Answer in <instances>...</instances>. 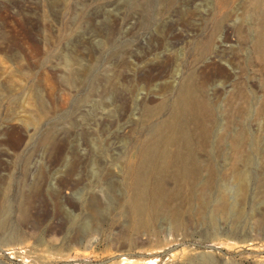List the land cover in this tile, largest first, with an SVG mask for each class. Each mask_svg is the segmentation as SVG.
I'll return each mask as SVG.
<instances>
[{
    "label": "rangeland",
    "instance_id": "obj_1",
    "mask_svg": "<svg viewBox=\"0 0 264 264\" xmlns=\"http://www.w3.org/2000/svg\"><path fill=\"white\" fill-rule=\"evenodd\" d=\"M222 1L0 0V264H264L261 27Z\"/></svg>",
    "mask_w": 264,
    "mask_h": 264
},
{
    "label": "bare ground",
    "instance_id": "obj_2",
    "mask_svg": "<svg viewBox=\"0 0 264 264\" xmlns=\"http://www.w3.org/2000/svg\"><path fill=\"white\" fill-rule=\"evenodd\" d=\"M224 2H225V0L222 1L221 4H220L222 7L225 5ZM225 3H227V2H225ZM249 15L251 16V18L255 22V24H257L258 26L261 27V30H259L260 32L258 34L255 33V35L256 34L257 35H256L255 43H254V50H255V52L258 55L259 61L260 62H264V0H254L253 4H252V7H251V9L249 11ZM214 20L215 21L212 22L213 25H214L213 29L216 28V30H219L217 28H221L220 27L221 26V21L219 19H214ZM213 29H211V30H213ZM202 45H203V42H202ZM207 49H208V46H207ZM243 60H242L243 62H246V57H244ZM179 95H180V93H179ZM186 95H187V93H186ZM179 100H180V98H179ZM176 105H177V103H175L172 106V111H173L174 115L178 114V113L175 114V111H174ZM178 106H180V105H178ZM200 109H201V107H200ZM175 120H177V119H175ZM170 142H171V140L168 142V144H170ZM167 149L168 148L166 147L163 150V154H165V155L168 154ZM177 158L181 159L180 161L182 163V166H183V169H184V172H185V176L189 177V175L191 174V171L189 172V169L187 167V163H188V161L190 160L191 157L190 156H188V157L177 156ZM170 159H171V156H152V152L150 150H147L146 148L143 149V151L141 152L140 156H136V158H135V161H134V164H133V171H134L133 174L134 173L135 174H134L133 184H132V187H131L132 192H130V198H129V202L128 203L130 205V209L132 211V214L134 215L136 220L139 219V223H140V220H143V221H145L144 219H148L149 220L150 218L153 217L154 214H156V213H154L155 209L153 208V206L151 204H149V202L147 200V193H148L147 191H149V189L147 190V186L149 184V179H150V178H148V174H149L148 172L150 170H151V172H152V170L153 171H159V170L161 171L162 169L166 168L171 163ZM170 166H171V164H170ZM153 174H154V172H153ZM150 175H152V174H150ZM156 177H157V175H156ZM190 178H192V177H190ZM151 180H152V178H151ZM153 220H155V219L153 218ZM149 223H151V221ZM4 226H5L4 223H2V227H4Z\"/></svg>",
    "mask_w": 264,
    "mask_h": 264
}]
</instances>
